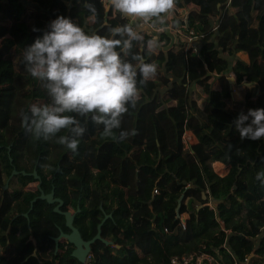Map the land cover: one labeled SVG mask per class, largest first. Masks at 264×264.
Instances as JSON below:
<instances>
[{
  "label": "trees",
  "instance_id": "1",
  "mask_svg": "<svg viewBox=\"0 0 264 264\" xmlns=\"http://www.w3.org/2000/svg\"><path fill=\"white\" fill-rule=\"evenodd\" d=\"M181 1L206 34L199 52L161 34L149 53L154 38L143 33L133 52L155 62L157 72L146 84L138 73L139 97L123 116L121 130L136 134L116 143L101 138L102 125L70 114L85 128L76 155L56 142L66 130L48 141L25 131L22 113L51 99L26 71L23 51L60 15L109 38L110 28L131 21L103 0H91L95 14L89 0H0V264H170L175 255L203 251L226 264H264V186L256 179L264 170V137L241 139L234 124L241 112L264 108V0ZM241 49L248 63L237 56ZM216 161L229 167L226 175L214 170ZM35 169L41 189H54L61 209L76 213L85 240L112 214L102 226L112 244L95 241L86 262L64 238L56 251V238L71 230L54 211L58 203L38 199L30 211L40 195ZM173 193L176 202L168 199ZM42 245L49 256H33Z\"/></svg>",
  "mask_w": 264,
  "mask_h": 264
},
{
  "label": "clouds",
  "instance_id": "2",
  "mask_svg": "<svg viewBox=\"0 0 264 264\" xmlns=\"http://www.w3.org/2000/svg\"><path fill=\"white\" fill-rule=\"evenodd\" d=\"M176 3L177 0H109L111 8L131 21L110 28L111 38L88 33L63 15L52 20L49 30L23 51L26 71L43 82L51 99L43 105L32 104L30 115L22 113L25 131L37 140L48 141L66 130L69 134L60 135L56 142L76 155L78 138L85 128L70 114L89 117L102 125L103 139L120 143L135 135L134 130H121L122 119L128 106L134 107L139 97L138 73L140 83L146 84L155 76L157 66L133 52L134 42L143 41V33L164 25ZM87 7L95 14L91 0ZM156 47L157 42L149 39L145 49L150 53ZM250 118L251 123H246ZM234 124L241 139L259 140L264 137V108L241 112ZM256 179L264 186V170L257 173Z\"/></svg>",
  "mask_w": 264,
  "mask_h": 264
},
{
  "label": "built area",
  "instance_id": "3",
  "mask_svg": "<svg viewBox=\"0 0 264 264\" xmlns=\"http://www.w3.org/2000/svg\"><path fill=\"white\" fill-rule=\"evenodd\" d=\"M105 4H109V0H103ZM185 6L176 3L175 13L177 14V20L166 21L164 25H157L154 29L148 31L150 35L165 34L170 37L171 43L184 44L186 48H191L195 53H198L201 45L203 44L206 34L196 28L191 23L186 12ZM227 166V165H226ZM228 167V166H227ZM219 175L224 176L226 168L223 171L214 169ZM229 170V167H228ZM158 193L157 190H155ZM188 213H184L180 217L179 226L182 230L186 229ZM91 258V254L88 256L87 261ZM170 264H226L221 259H217L213 254L208 252H196L187 253L183 255H175L171 258Z\"/></svg>",
  "mask_w": 264,
  "mask_h": 264
},
{
  "label": "water",
  "instance_id": "4",
  "mask_svg": "<svg viewBox=\"0 0 264 264\" xmlns=\"http://www.w3.org/2000/svg\"><path fill=\"white\" fill-rule=\"evenodd\" d=\"M229 81H230L231 87H233V84L235 83L234 78L231 77L229 79ZM22 173L24 175L27 174V172L25 170H23ZM17 174H18V170H17V168H14L10 178H12L14 175H17ZM31 174L35 177V179L39 180L38 187L40 189V195H38L37 197H35L33 199L32 203H31L30 211L34 207V202H36L38 199L46 200L50 204L58 203L55 206L54 211H56V212H58V213H60L66 217V225L71 230V232H69V233L62 231L61 234L56 238V243H57L56 244V251L59 248V241L62 238H64L69 243H71L75 246V249L73 250L72 255L74 257L78 258L81 262H86L88 256L91 254L92 244L95 241L103 240L106 244H112V242L105 240L102 236V226L105 224V222L107 221L108 218L112 217V214L105 215L104 219L101 221V223L98 226L97 234L92 239L85 240L82 237V234L79 231V229L74 224L76 213H72L71 211H63L61 209L63 206V201L60 198H57L55 196V190L54 189L50 193H46L44 190L41 189L42 179H41V176L38 174L36 169ZM6 187L7 188L9 187V182L6 183ZM181 200H182V195L178 200L179 204L177 207V212H179ZM102 209H103V206H102ZM78 211H80V208H78ZM28 215H29V213L26 214V216H28ZM30 239L34 242L35 245H37V241L33 236H31ZM38 251H39L38 247H35V249L33 251V256L38 257L39 256Z\"/></svg>",
  "mask_w": 264,
  "mask_h": 264
},
{
  "label": "crops",
  "instance_id": "5",
  "mask_svg": "<svg viewBox=\"0 0 264 264\" xmlns=\"http://www.w3.org/2000/svg\"><path fill=\"white\" fill-rule=\"evenodd\" d=\"M177 3L178 4H182V1L181 0H177ZM183 5V4H182ZM185 6V5H184ZM185 8V10H186V12L187 11H189V9L187 8V6H185L184 7ZM177 14L175 13V10L172 12V14L168 17V19H167V21H175V20H177ZM213 22V24L215 25V27L217 26V24L215 23V21H212ZM148 32V31H147ZM230 35V32H227V33H225L224 34V36H229ZM153 38H154V40L155 41H157V40H159L160 39V34H154L153 35ZM243 43V42H242ZM237 56L239 57V58H241L243 61H245V62H249V56H248V54H247V51L245 50V49H241L238 53H237ZM231 77H233V76H231ZM230 77V78H231ZM229 78V79H230ZM185 140L187 141V143H193L194 141H195V136L191 133V132H187L186 134H185ZM213 167H214V169H218L219 171H223V168L225 167L226 168V172H228V167L226 166V164L225 163H222V162H220V161H216V162H214L213 163ZM178 195V193H173V194H169V196H168V199L169 200H171L172 201V199H173V196H177ZM39 252V251H38ZM44 254H45V256H43V255H40V256H42V257H48L49 255H47L48 254V252L46 251V248H45V246H44Z\"/></svg>",
  "mask_w": 264,
  "mask_h": 264
},
{
  "label": "rangeland",
  "instance_id": "6",
  "mask_svg": "<svg viewBox=\"0 0 264 264\" xmlns=\"http://www.w3.org/2000/svg\"><path fill=\"white\" fill-rule=\"evenodd\" d=\"M107 5H109V4H107ZM217 170H218V169H217ZM218 171H219V170H218ZM226 174H227V173H226ZM226 174H225V175H226ZM14 187H20V185H19L17 182H13V184H12V188H14ZM176 200H177V196H173L172 201L176 202ZM178 200H179V198H178ZM42 246H43V248H41V250L39 251V254L45 256V254H44V245H42ZM49 254H50V252H48L47 255H49Z\"/></svg>",
  "mask_w": 264,
  "mask_h": 264
}]
</instances>
